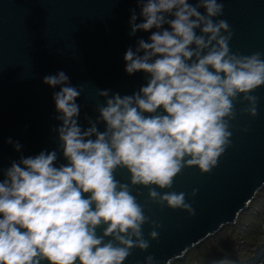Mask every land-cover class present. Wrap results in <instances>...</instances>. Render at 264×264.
Segmentation results:
<instances>
[{
	"label": "clouds",
	"instance_id": "clouds-1",
	"mask_svg": "<svg viewBox=\"0 0 264 264\" xmlns=\"http://www.w3.org/2000/svg\"><path fill=\"white\" fill-rule=\"evenodd\" d=\"M136 2L129 35L152 31L126 49L124 69L142 70L146 83L123 95L97 89L104 103L83 127L77 102L83 85H73L63 70L45 75L44 83L59 86L52 93L61 122L52 129L57 147L25 156L18 140L6 138L20 155L0 179V264H123L133 247H149L142 233L149 217L129 184L114 178L116 169L147 186L153 202L194 215L184 192L158 189L171 188L184 167L209 172L217 165L232 142L238 95L257 114L259 98L251 93L264 85V52L230 50L233 32L218 18L224 0ZM149 236L158 237L155 228ZM142 264H156L154 256Z\"/></svg>",
	"mask_w": 264,
	"mask_h": 264
},
{
	"label": "water",
	"instance_id": "water-1",
	"mask_svg": "<svg viewBox=\"0 0 264 264\" xmlns=\"http://www.w3.org/2000/svg\"><path fill=\"white\" fill-rule=\"evenodd\" d=\"M134 8L139 12L136 0H0V179L2 170L20 155L6 138L18 140L25 156L57 147L52 129L61 122L55 119L52 93L59 86L53 89L44 83L45 75L63 70L73 85H83L77 97L78 123L83 127L89 126L85 116L95 120L96 105L104 103L97 89L123 95L146 83L142 70L129 75L124 69L126 49L134 47L137 38L147 40L152 31L129 35L130 9ZM218 18L231 27L232 52H264V0H224L223 15ZM251 94L259 98L257 114L246 111L248 101L238 95L233 102L236 115L230 121L232 142L217 165L209 172L184 167L171 188L158 189L184 192L194 215L153 202L147 186L131 184L130 172L116 169L114 178L129 184L149 217L142 225L149 247H133L123 264H142L149 254L156 264L184 257L223 226L235 223L264 187V85ZM98 128L103 130V122ZM58 158L64 162L62 155ZM103 227L97 228L98 235ZM153 228L157 238L149 236Z\"/></svg>",
	"mask_w": 264,
	"mask_h": 264
},
{
	"label": "trees",
	"instance_id": "trees-1",
	"mask_svg": "<svg viewBox=\"0 0 264 264\" xmlns=\"http://www.w3.org/2000/svg\"><path fill=\"white\" fill-rule=\"evenodd\" d=\"M171 264H264V187L235 223L223 226Z\"/></svg>",
	"mask_w": 264,
	"mask_h": 264
}]
</instances>
